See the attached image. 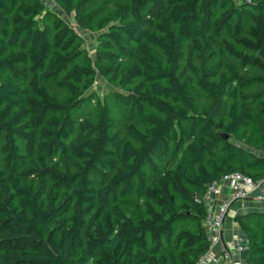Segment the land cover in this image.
Segmentation results:
<instances>
[{
	"label": "trees",
	"instance_id": "obj_1",
	"mask_svg": "<svg viewBox=\"0 0 264 264\" xmlns=\"http://www.w3.org/2000/svg\"><path fill=\"white\" fill-rule=\"evenodd\" d=\"M55 2L93 58L0 0V264H196L208 186L264 177V0ZM236 220L264 264V212Z\"/></svg>",
	"mask_w": 264,
	"mask_h": 264
},
{
	"label": "built area",
	"instance_id": "obj_2",
	"mask_svg": "<svg viewBox=\"0 0 264 264\" xmlns=\"http://www.w3.org/2000/svg\"><path fill=\"white\" fill-rule=\"evenodd\" d=\"M224 188L228 189V199L220 200ZM256 197L264 200V177L255 181L251 177L240 172L226 175L221 182H215L208 186L204 197V203L208 209V215L204 220V228L207 233L209 249L205 256L196 264H210L208 257L217 252V259L213 264H234L235 259L247 254L249 244L243 237H235L229 240L223 238L225 221L230 207L234 203H244L250 198Z\"/></svg>",
	"mask_w": 264,
	"mask_h": 264
},
{
	"label": "crops",
	"instance_id": "obj_3",
	"mask_svg": "<svg viewBox=\"0 0 264 264\" xmlns=\"http://www.w3.org/2000/svg\"><path fill=\"white\" fill-rule=\"evenodd\" d=\"M229 191L224 188L220 200L225 201L228 199ZM248 212H264V200H258L256 197L250 198L246 202L234 203L229 210L228 216L225 221V226L223 230V238L229 240L235 237H243L247 240L246 235L242 231L236 217ZM248 241V240H247ZM217 252L208 257L210 264H213L215 259H217ZM247 254H242L235 259L234 264H246Z\"/></svg>",
	"mask_w": 264,
	"mask_h": 264
},
{
	"label": "rangeland",
	"instance_id": "obj_4",
	"mask_svg": "<svg viewBox=\"0 0 264 264\" xmlns=\"http://www.w3.org/2000/svg\"><path fill=\"white\" fill-rule=\"evenodd\" d=\"M44 3L46 10L54 12L57 16L62 18L69 26H71L75 31H77L84 40L83 48L88 52V54L93 58L95 54V48L97 46V36L98 33H92L89 31H83L79 29L74 21V19L68 16L55 2V0H40ZM237 5H240L242 0H234ZM40 14V15H41ZM112 90H116L112 85H110L106 80H104L99 74L96 76L95 82L92 85L89 93H94L97 96L96 102L102 100V98Z\"/></svg>",
	"mask_w": 264,
	"mask_h": 264
},
{
	"label": "water",
	"instance_id": "obj_5",
	"mask_svg": "<svg viewBox=\"0 0 264 264\" xmlns=\"http://www.w3.org/2000/svg\"><path fill=\"white\" fill-rule=\"evenodd\" d=\"M222 137L225 139V140H229L230 136L228 134H225V133H221Z\"/></svg>",
	"mask_w": 264,
	"mask_h": 264
}]
</instances>
